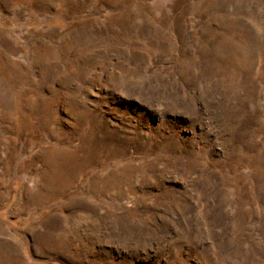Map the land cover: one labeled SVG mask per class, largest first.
<instances>
[{
    "label": "rangeland",
    "instance_id": "1",
    "mask_svg": "<svg viewBox=\"0 0 264 264\" xmlns=\"http://www.w3.org/2000/svg\"><path fill=\"white\" fill-rule=\"evenodd\" d=\"M0 264H264V0H0Z\"/></svg>",
    "mask_w": 264,
    "mask_h": 264
},
{
    "label": "bare ground",
    "instance_id": "2",
    "mask_svg": "<svg viewBox=\"0 0 264 264\" xmlns=\"http://www.w3.org/2000/svg\"><path fill=\"white\" fill-rule=\"evenodd\" d=\"M47 182L48 181L46 180V176H43L38 182V185L35 188H33L29 194L27 189H24V194L29 195V199H28L29 203H32L34 205H40V204L42 205L43 203L53 198L54 193L52 194V191L50 192V190H48Z\"/></svg>",
    "mask_w": 264,
    "mask_h": 264
}]
</instances>
